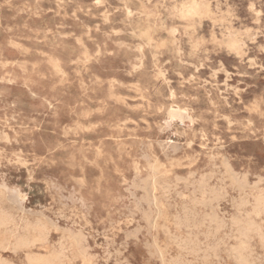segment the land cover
I'll list each match as a JSON object with an SVG mask.
<instances>
[{
  "label": "rangeland",
  "instance_id": "rangeland-1",
  "mask_svg": "<svg viewBox=\"0 0 264 264\" xmlns=\"http://www.w3.org/2000/svg\"><path fill=\"white\" fill-rule=\"evenodd\" d=\"M0 186V264H264V0H0Z\"/></svg>",
  "mask_w": 264,
  "mask_h": 264
},
{
  "label": "bare ground",
  "instance_id": "bare-ground-1",
  "mask_svg": "<svg viewBox=\"0 0 264 264\" xmlns=\"http://www.w3.org/2000/svg\"><path fill=\"white\" fill-rule=\"evenodd\" d=\"M12 1H13V0H12ZM101 3H103V2H101ZM124 3H125V2H124ZM101 5H102V4H101ZM124 6H125V5H124ZM133 6H134V5H133ZM136 6L138 7V6H140V5H136ZM136 6H135V8H136ZM140 7H141V6H140ZM136 9H139V8H136ZM34 10H35V9H34ZM130 10H131V9H130ZM130 10H129V11H130ZM72 11H73V10H72ZM74 11H76V10H74ZM15 13H17V12H15ZM74 13H75V12H74ZM74 13H73V14H74ZM66 14H67V13H66ZM17 15H18V14H17ZM71 17H73V16L71 15ZM74 17H76V16H74ZM123 17H124V16H123ZM68 18H70V17H68ZM76 18H77V17H76ZM122 22H123V21H122ZM26 25H27V24H26ZM65 26H66V25H65ZM64 28H65V27H64ZM65 29H66V28H65ZM68 29H69V28H68ZM70 29H71V28H70ZM87 29H88V28H87ZM87 29H86V30H87ZM7 30H8V28H7ZM61 31H62V30H61ZM247 31H248V29H247ZM4 32H5V31H4ZM66 32H67V31H66ZM89 32H90V31H89ZM119 32H120V31H119ZM248 32H249V31H248ZM90 35H91V34H90ZM66 36H67V35H66ZM134 36H135V35H134ZM47 37H48V36H47ZM132 37H133V36H132ZM136 37H137V36H136ZM53 38H54V37H53ZM56 38H57V37H56ZM85 38H86V37H85ZM138 38H139V37H138ZM164 38H165V37H164ZM76 39H77V38H76ZM78 39H80V38H78ZM94 40H95V39H94ZM95 41H96V40H95ZM82 42H83V41H82ZM147 42H148V41H147ZM115 43H116V42H115ZM148 43H149V42H148ZM116 44H117V43H116ZM122 44H123V43H122ZM22 45H23V44H22ZM99 45H100V44H99ZM106 46H107V45H106ZM115 46H116V45H115ZM117 46H118V45H117ZM144 46H145V45H144ZM20 47H21V46H20ZM120 47H121V46H120ZM123 47H124V46H123ZM16 48H17V47H16ZM21 48H22V47H21ZM99 48H100V47H99ZM127 48H128V47H127ZM120 49H121V48H120ZM125 49H126V48H125ZM129 49H130V48H129ZM126 50H127V49H126ZM156 50H157V49H156ZM20 51H21V50H20ZM24 51H25V50H24ZM132 51H133V50H132ZM154 51H155V50H154ZM262 51H263V50H262ZM141 52H142V51H141ZM96 53H97V52H96ZM98 53H100V51H99ZM99 55H100V54H99ZM99 55H98V56H99ZM176 55H177V54H176ZM95 56H96V54H95ZM155 56H156V55H155ZM155 58H156V57H155ZM86 59H87V58H86ZM152 59H153V58H152ZM132 60H133V59H132ZM57 61H58V60H57ZM79 61H80V60H79ZM219 62H220V61H219ZM49 63H51V62H49ZM52 63H53V62H52ZM129 63H130V62H129ZM35 64H36V63H35ZM49 65H50V64H49ZM52 65H54V64H52ZM128 65H129V64H128ZM193 65H194V64H193ZM199 65H200V64H199ZM56 67H57V66H56ZM154 67H155V66H154ZM206 67H207V66H206ZM223 67H224V66H223ZM58 68H59V67H58ZM133 68H134V67H133ZM192 68H193V67H192ZM234 68H235V67H234ZM138 69H139V68H138ZM156 69H157V68H156ZM178 69H179V68H178ZM210 70H211V69H210ZM56 71H57V70H55V73H56ZM158 71H159V70H158ZM237 71H238V70H237ZM61 72H62V71H61ZM59 73H60V71H59ZM130 74H131V73H129V75H130ZM231 74H232V73H231ZM94 75H95V74H94ZM94 75H93V76H94ZM178 75H179V74H178ZM210 75H211V74H210ZM61 76H62V75H61ZM151 76H152V75H151ZM181 76H182V75H181ZM181 76H180V77H181ZM154 77H155V76H154ZM159 77H160V76H159ZM192 77H193V76H192ZM198 77H199V75H198L196 78H198ZM156 79H157V78H156ZM162 79H163V78H162ZM91 80H92V78H91ZM114 80H115V79H114ZM114 80H113V82H114ZM115 81H116V80H115ZM155 81H156V80H155ZM199 81H200V80H199ZM111 82H112V81H111ZM111 82H110V83H111ZM178 82H179V81H178ZM202 82H203V81H202ZM213 82H214V81H213ZM196 83H197V82H196ZM208 83H209V82H208ZM135 84H136V83H135ZM210 84H211V83H210ZM225 84H226V83H225ZM136 85H137V84H136ZM153 85H154V84H153ZM226 85H227V84H226ZM112 86H113V85H112ZM145 86H146V85H145ZM230 86H231V85H230ZM83 87H84V86H83ZM138 87H139V85H138ZM143 87H144V86H143ZM126 88H127V87H126ZM135 88H136V87H135ZM144 88H145V87H144ZM149 88H150V87H149ZM216 88H217V87H216ZM226 88H227V87H226ZM108 89H109V88H108ZM110 89H111V88H110ZM213 89H214V88H213ZM236 89L238 90V88H236ZM137 90H138V89H137ZM144 90H145V89H144ZM158 90H160V89H158ZM158 90H157V91H158ZM162 90H163V89H162ZM168 90H169V89H168ZM218 90H219V89H218ZM241 90H244V89H241ZM116 91H117V90H116ZM139 91H140V90H139ZM145 91H146V90H145ZM147 91H148V90H147ZM232 91H233V90H232ZM141 92H142V91H141ZM219 92H220V91H219ZM134 93H135V92H134ZM142 93H143V92H142ZM220 93H221V92H220ZM135 94H136V93H135ZM135 94H134V95H135ZM143 94H144V93H143ZM170 94H172V93H170ZM184 94H185V93H184ZM112 95H113V93H112ZM118 95H119V94H118ZM207 95H208V94H207ZM139 96H140V95H139ZM164 96H165V95H164ZM184 96H186V95H184ZM113 97H115V96H113ZM178 97H179V96H178ZM187 97H188V96H187ZM120 98H121V97H120ZM122 98H123V97H122ZM162 98H163V97H162ZM196 98H197V97H196ZM220 98H223V97H220ZM239 98H240V97H239ZM141 99H142V98H141ZM151 101H153V100H151ZM189 101H190V100H189ZM198 101H199V100H198ZM198 101H197V102H198ZM144 102H145V101H144ZM144 102H143V103H144ZM116 103H117V102H116ZM125 103H126V102H125ZM125 103H124V104H125ZM137 103H139V101H138ZM146 103H147V102H146ZM139 104H141V103H139ZM117 105H118V104H117ZM158 105H159V104H158ZM226 105H227V104H226ZM153 106H155V104H153ZM216 106H217V105H216ZM160 108H161V107H160ZM138 109H139V108H138ZM55 110H56V109H55ZM147 110H148V109H147ZM56 111H57V110H56ZM147 112H148V111H147ZM157 112H158V111H157ZM143 113H144V112H143ZM160 113H161V112H160ZM160 113H159V114H160ZM163 113H164V112H163ZM210 113H211V111H210ZM144 114H145V113H144ZM144 114H143V115H144ZM184 114H185V113H184ZM237 114H238V113H237ZM157 115H158V114H157ZM176 115H177V114H176ZM186 115H187V114H186ZM147 116H148V115H147ZM152 116H155V115H152ZM152 116H151V113H150V118H151ZM170 116H171V115H170ZM75 117H76V116H75ZM162 117H163V116H162ZM180 117H181V116H180ZM182 117H183V116H182ZM186 117H187V116H186ZM173 119H174V118H173ZM182 119H183V118H182ZM130 120H131V119H130ZM140 120H141V119H140ZM125 121H126V120H125ZM128 121H129V120H128ZM141 121H142V120H141ZM184 121H185V120H184ZM16 122H17V121H16ZM135 122H137V121H135ZM158 122H159V121H158ZM158 122H157V123H158ZM161 122H162V121H161ZM175 122H176V121H175ZM166 123H167V122H166ZM193 123H194V122H193ZM205 123H206V122H205ZM126 124H127V123H126ZM146 124H148V123L146 122ZM158 124H159V123H158ZM158 124H157V125H158ZM167 124H168V123H167ZM251 124H252V123H251ZM127 125H128V124H127ZM155 125H156V124H155ZM252 125H253V124H252ZM131 126H132V125H131ZM163 126H164V125H163ZM169 126H170V124H169ZM189 126H190V125H189ZM134 127H135V126H134ZM157 127H158V126H157ZM161 127H162V126H161ZM164 127H165V126H164ZM190 127H191V126H190ZM137 128H138V127H137ZM178 128H179V127H178ZM187 128H188V127H187ZM128 129H129V128H128ZM131 129H132V128H131ZM131 129H130V130H131ZM138 129H139V128H138ZM147 129H148V128H147ZM132 130H133V129H132ZM164 130H166V129H164ZM150 131H151V130H150ZM171 131H172V130H171ZM176 131H177V130H176ZM186 131H187V130H186ZM68 132H69V131H68ZM68 132H67V133H68ZM162 132H163V131H162ZM168 132H170V131H168ZM69 133H70V132H69ZM158 133H160V132H158ZM163 133H164V132H163ZM174 133H175V132H174ZM178 133H179V132H178ZM170 134H171V132H170ZM176 134H177V133H176ZM183 134H184V133H183ZM2 135H3V134H2ZM177 135H178V134H177ZM181 135H182V134H181ZM177 137H178V136H177ZM235 140H236V139H235ZM15 141H16V139H15ZM171 141H172V140H171ZM171 141H170V142H171ZM147 142H148V141H147ZM162 142H164V140H163ZM1 143H2V142H1ZM159 143H160V141H159ZM172 143H173V141H172ZM26 144H27V143H26ZM155 144H157V143H155ZM174 144H175V142H174ZM11 145H12V144H11ZM75 145H76V144H75ZM167 145H168V144H167ZM178 145H179V144H178ZM144 146H145V145H144ZM146 146H147V144H146ZM169 146H170V145H169ZM169 146H167V147H169ZM173 146H174V145H172V146H170V147H173ZM175 146H176V145H175ZM181 147H182V146H181ZM181 147H179V148H181ZM140 148H142V145H141ZM145 148H146V147H145ZM159 149H160V148H159ZM163 149H164V148H163ZM167 149H168V148H167ZM173 149H174V148H173ZM177 150H178V149H177ZM140 151H141V150H140ZM165 151H166V150H165ZM175 151H176V150H175ZM216 151H217V150H216ZM160 152H161V151H160ZM169 153H170V152H169ZM18 154H19V153H18ZM27 154H28V152H27ZM163 154H164V153H163ZM34 155H35V154H34ZM97 155H98V153H97ZM166 155H167V154H166ZM36 156H37V155H36ZM98 156H99V155H98ZM98 156H97V157H98ZM146 158H147V157L145 156V159H146ZM164 158H165V157H164ZM16 159H18V158H16ZM111 159H112V158H111ZM169 159H170V158H169ZM21 160H22V159H21ZM167 160H168V159H167ZM225 160H227V159H225ZM147 161H148V160H147ZM228 166H229V165H228ZM224 167H225V166H224ZM206 168H207V167H206ZM213 168H214V167H213ZM226 169H227V168H226ZM220 173H221V172H219V175H221ZM152 175H153V173H152ZM207 175H208V174H207ZM216 175H218V174H216ZM224 175H225V174H223V176H224ZM247 175H248V174H247ZM193 176H194V175H193ZM193 176H192V177H193ZM139 177H140V176H139ZM201 177H202V176H201ZM206 177H207V176H206ZM213 177H215V176H213ZM209 178H210V177H209ZM134 179H135V178H134ZM152 180H153V179H152ZM200 180H201V178H200ZM204 180H205V179H204ZM209 180H210V179H209ZM233 180H234V179H233ZM134 181H135V180H134ZM140 181H141V180H140ZM153 181H154V180H153ZM180 181H183V180H180ZM201 181H202V180H201ZM52 182H53V181H52ZM52 182H51V183H52ZM192 182H193V181H192ZM194 182H195V181H194ZM48 183H49V182H48ZM132 183H133V182H132ZM149 183H150V182H149ZM149 183H148V186H149ZM52 184H53V183H52ZM150 184H151V183H150ZM192 184H193V183H192ZM203 184H205V183H203ZM215 184H216V183H215ZM49 185H50V184H49ZM56 185H57V184H56ZM56 185H55V186H56ZM134 185H135V184H134ZM146 185H147V184H146ZM165 185H166V183H165ZM129 186H130V185H129ZM213 186H214V185H213ZM219 186H220V184H219ZM248 186H249V185H248ZM0 187H1V186H0ZM59 187H60V186H59ZM133 187H134V186H133ZM210 187H211V186H210ZM45 188H46V187H45ZM139 188H140V187H139ZM148 188H149V187H148ZM148 188H147V189H148ZM202 188H203V186H202ZM61 189H62V188H61ZM61 189H60V190H61ZM127 189H128V188H127ZM127 189H126V190H127ZM137 189H138V188H137ZM185 189H186V188H185ZM200 189H201V188H200ZM203 189H204V188H203ZM203 189H202V190H203ZM213 189H214V188H213ZM218 189H219V188H218ZM229 189H230V188H229ZM57 190H58V189H57ZM128 190H129V189H128ZM140 190H141V188H140ZM148 190H149V189H148ZM233 190H234V189H233ZM58 191H59V190H58ZM58 191H57V192H58ZM131 191H132V190H131ZM142 191H143V190H142ZM214 191H216V190H214ZM234 191H235V190H234ZM6 192H7V190H6ZM147 193H148V192H147ZM192 193H193V192H192ZM198 193H199V192H198ZM219 193H220V191H219ZM199 194H200V193H199ZM203 194H204V193H203ZM206 194H207V193H206ZM206 194H204V195H206ZM132 195H133V194H132ZM132 195H131V196H132ZM189 195H190V194H189ZM204 195H203V196H204ZM260 195H261V194H260ZM62 196H63V195H62ZM62 196H61V197H62ZM184 196H185V195H184ZM208 196H209V195H208ZM14 197H15V196H14ZM14 197H13V198H14ZM53 197H54V196H53ZM56 197H57V196H56ZM143 197H144V196H143ZM204 197H205V196H204ZM258 197H259V195H258ZM71 198H72V197H71ZM119 198H120V197H119ZM149 198H150V196H149ZM149 198H147V199H149ZM207 198H208V197H207ZM218 198H220V197H218ZM131 199H132V198H131ZM139 199H140V198H139ZM141 199H142V198H141ZM147 199H146V200H147ZM259 199H261V198L259 197ZM61 200H62V199H61ZM61 200H60V201H61ZM70 200H71V199H70ZM72 200H73V199H72ZM122 200H123V198H122ZM136 200H137V199H136ZM18 201H19V200H18ZM54 201H55V200H54ZM54 201H53V202H54ZM147 201H148V200H147ZM147 201H146V202H147ZM221 201H222V200H221ZM235 201H236V200H235ZM252 201H253V200H252ZM16 202H17V201H16ZM67 202H68V201H67ZM72 202H73V201H72ZM72 202H71V203H72ZM119 202H120V201H119ZM205 202H207V201L205 200ZM223 202H224V200H223ZM12 203H13V202H12ZM58 203H60V202H58ZM65 203H66V202H65ZM142 203H143V202H142ZM210 203H211V202H210ZM218 203H219V202H218ZM19 204H20V203H19ZM211 204H212V203H211ZM229 204H230V203H229ZM238 204H239V203H238ZM63 205H64V204H63ZM70 205H71V204H70ZM149 205L151 206V204H149ZM154 205H155V203H154ZM5 206H6V205H5ZM67 206H68V205H67ZM67 206H66V207H67ZM135 206H137V205H135ZM150 206H149V207H150ZM210 206H211V205H210ZM257 206H258V205H257ZM125 207H126V205H125ZM130 207H131V206H130ZM154 207H155V206H154ZM164 207H165V206H164ZM71 208H72V206H71ZM233 208H235V207H233ZM72 209H73V208H72ZM188 209H189V208H188ZM190 209H191V208H190ZM190 209H189V211H190ZM1 210H2V209H1ZM21 210H22V209H21ZM140 210H141V209H140ZM150 210H151V209H150ZM155 210H156V208H155ZM218 210H219V209H218ZM233 210H234V209H233ZM3 211H4V210H3ZM67 211H68V210H67ZM69 211H70V210H69ZM72 211H73V210H72ZM72 211H71V212H72ZM74 211H75V210H74ZM136 211H137V210H136ZM244 211H245V210H244ZM6 212H7V210H6ZM19 212H20V211H19ZM24 212H25V211H24ZM141 212H142V211H141ZM259 212H260V211H259ZM10 213H11V212H10ZM22 213H23V212H22ZM73 213H74V212H73ZM205 213H207V212H205ZM247 213H249V212H247ZM263 213H264V212H263ZM69 214H70V213H69ZM82 214H83V213H82ZM156 214H157V212H156ZM158 214H159V213H158ZM195 214L197 215V213H195ZM220 214H221V213H220ZM26 215H27V213H26ZM70 215H71V214H70ZM139 215H140V214H139ZM207 215H208V214H207ZM13 216H14V215H13ZM15 216H16V215H15ZM30 216H31V215H30ZM33 216H34V215H33ZM75 216H76V215H75ZM84 216H85V215H84ZM150 216H151V215H150ZM179 216H180V215H179ZM190 216H191V215H190ZM210 216H211V215H209V217H210ZM37 217H38V216H37ZM76 217H78V216H76ZM76 217H75V219H76ZM146 217H148V215H146ZM197 217H198V216H197ZM47 219H48V218H47ZM150 219H151V218H150ZM200 219H201V218H200ZM225 219H226V218H225ZM237 219H238V218H237ZM48 220H49V219H48ZM152 220H154V219H152ZM183 220H184V219H183ZM194 220H195V219H194ZM12 221H13V220H12ZM49 221H50V220H49ZM149 221H150V220H149ZM226 221H227V220H226ZM253 221H254V220H253ZM15 222H16V221H15ZM15 222H14V223H15ZM33 222H34V221H33ZM50 222H51V221H50ZM182 222H183V221H182ZM206 222H207V221H206ZM250 222H252V219L250 220ZM261 222H263V221H261ZM52 223H53V222H52ZM75 223H76V222H75ZM199 223H200V222H199ZM254 223L256 224L255 221H254ZM16 224H17V223H16ZM76 224H77V223H76ZM184 224H185V223H184ZM200 224H201V223H200ZM212 224H214V223H211V225H212ZM219 224H220V223H219ZM262 224H263V223H262ZM13 225H14V224H13ZM30 225H31V224H30ZM34 225H36V224H34ZM47 225H48V224H47ZM49 225H50V223H49ZM56 225H57V224H56ZM87 225H88V224H86V225H84V226H87ZM150 225H151V224H149L148 229H149ZM153 225H154V224H153ZM40 226H41V225H40ZM42 226H43V225H42ZM151 226H152V225H151ZM186 226H187V225H186ZM34 227L36 228V226H34ZM142 227H143V226H142ZM155 227H156V226H155ZM165 227H166V226H165ZM188 227H189V226H188ZM240 227H243V226H240ZM43 228H45V227H43ZM50 228H51V227H50ZM53 228H54V227H53ZM55 228H56V227H55ZM160 228H162V227H160ZM183 228H184V227H182V229H183ZM210 228H211V227H210ZM212 228H214V227H212ZM19 229H20V228H19ZM73 229H74V228H73ZM182 229L179 228V230H182ZM215 229H216V228H215ZM22 230H23V229H22ZM26 230H28V229H26ZM26 230H25V231H26ZM79 230H80V229H79ZM79 230H76V231L79 232ZM244 230H245V229H244ZM244 230H243V231H244ZM58 231H60V230L58 229ZM64 231H65V229H64ZM80 231H81V230H80ZM148 231H151V229L148 230ZM152 231H153V230H152ZM229 231H230V230H229ZM17 232H18V231H17ZM69 232H70V230H69ZM261 232H262V231H261ZM263 232H264V231H263ZM27 233H28V232H27ZM47 233H48V232H47ZM64 233H66V231H65ZM71 233H72V232H71ZM148 233H149V232H148ZM163 233H164V232H163ZM186 233H187V231H186ZM193 233H194V232H193ZM228 233H229V232H228ZM250 233H251V231H250ZM81 234H82V233H81ZM85 234H86V233H85ZM166 234H167V233H166ZM202 234H204V233H202ZM207 234H208V233H206V235H207ZM231 234H232V233H231ZM47 235H49V234H47ZM47 235H46V236H47ZM72 235H75V234L73 233ZM78 235H79V234H78ZM194 235H195V234H194ZM252 235H253V234H252ZM257 235H258V233H257ZM70 236H71V234H70ZM83 236H84V235H83ZM127 236H128V235H127ZM131 236H132V235H131ZM131 236H129L130 239H132ZM164 236H165V235H164ZM186 236H187V235H186ZM26 237H27V236H26ZM61 237H62V236H61ZM73 237H74V236H73ZM75 237H76V236H75ZM137 237H138V236H137ZM216 237H217V236H216ZM263 237H264V236H263ZM11 238H12V237H11ZM90 238H91V237H90ZM133 238H135V237L133 236ZM168 238H169V237H168ZM191 238H192V237H191ZM230 238H231V237H230ZM234 238H235V237H234ZM18 239H19V238H18ZM47 239H48V238H47ZM77 239H78V238H77ZM86 239H87V238H86ZM154 239H155V238H154ZM243 239H244V238H243ZM14 240H15V238H14ZM25 240H26V239H25ZM172 240H174V239L172 238ZM233 240H234V239H233ZM17 241H18V240H17ZM26 241H27V240H26ZM74 241H75V240H74ZM84 241H85V240H84ZM137 241H139V240H137ZM243 241H244V240H243ZM245 241H246V240H245ZM27 242H28V241H27ZM58 242H59V241H58ZM81 242H82V240H81ZM230 242H231V241H230ZM46 243H47V242H46ZM61 243H62V242H61ZM78 243H79V242H78ZM85 243H86V242H84V245H85ZM170 243H171V242H170ZM175 243H176V242H175ZM152 244H155V243H152ZM262 244H263V243H262ZM7 245H8V244H7ZM41 245H42V244H41ZM82 245H83V244H82ZM88 245H89V244H88ZM146 245H147V243H146ZM201 245H202V244H201ZM255 245H256V244H255ZM51 246H52V245H51ZM77 246H78V245H77ZM206 246H207V245H206ZM213 246H214V245H213ZM231 246H232V245H231ZM7 247H8V246H7ZM34 247H35V246H34ZM41 247H42V246H41ZM71 247H72V245H71ZM83 247H84V246H83ZM87 247H88V246H87ZM148 247H149V246H148ZM155 247H156V246H155ZM188 247H189V246H188ZM199 247H200V246H199ZM202 247H203V246H202ZM232 247H233V246H232ZM8 248H9V247H8ZM8 248H7V249H8ZM146 248H147V247H146ZM241 248H242V247H241ZM244 248H245V246H244ZM248 248H249V247H248ZM17 249H18V248H17ZM33 249H34V248H33ZM80 249H81V248H80ZM152 249H153V248H152ZM250 249H251V248H250ZM261 249H263V248H261ZM87 250H89V249L87 248ZM6 251H7V250H6ZM6 251H5V252H6ZM82 251H83V249H82ZM84 251H85V248H84ZM89 251H90V250H89ZM149 251H150V250H149ZM157 251H158V250H157ZM194 251H195V250H194ZM54 252H55V251H54ZM60 252H61V251H60ZM60 252H59V253H60ZM61 253H62V252H61ZM71 253H72V252H71ZM71 253H70V254H71ZM195 253H196V252H195ZM201 253H202V252H201ZM16 254H17V253H16ZM107 254H108V253H107ZM149 254H150V253H149ZM154 254H155V253H154ZM162 254H163V253H162ZM162 254L160 253V254H158V255L160 256V255H162ZM180 254L182 255V252H180ZM191 254H193V253H191ZM199 254H200V253H199ZM204 254H205V253H204ZM256 254H257V253H256ZM14 255H15V254H14ZM34 255H35V254H34ZM57 255H58V254H57ZM80 255H81V254H80ZM83 255H84V254H83ZM147 255H148V254H147ZM158 255H157V256H158ZM168 255H169V254H168ZM168 255H167V256H168ZM184 255H186V254H184ZM225 255H226V254H225ZM259 255H260V254H259ZM42 256H43V255H42ZM44 256H45V255H44ZM48 256H49V254H48ZM155 256H156V255H155ZM186 256H188V255H186ZM201 256H202V255H201ZM38 257H39V256H38ZM49 257H50V256H49ZM151 257H152V256H151ZM179 257H180V256H179ZM179 257H178V258H179ZM188 257H189V256H188ZM213 257H214V256H213ZM213 257H212V258H213ZM219 257H220V256H219ZM227 257H229V256H227ZM263 257H264V256H263ZM73 258H74V257H73ZM185 258H186V257H185ZM185 258H184V259H185ZM192 258H193V257H192ZM202 258H203V257H202ZM220 258H221V257H220ZM261 258H262V257H261ZM36 259H38V258H36ZM39 259H40V258H39ZM39 259H38V260H39ZM150 259H151V258H150ZM152 259H153V258H152ZM152 259H151V261H152ZM173 259H174V257H173ZM254 259H255V258H254ZM259 259H260V258H259ZM25 260H26V259H25ZM38 260H37V261H38ZM66 260H67V259H66ZM194 260H195V259H194ZM231 260H232V259H231ZM46 261H47V260H46ZM58 261H59V260H58ZM184 261H185V260H184ZM221 261H222V260H221ZM255 261H256V260H255ZM48 262H49V261H48ZM53 262H54V261H53ZM162 262H163V260H162ZM174 262H175V261H174ZM185 262H186V261H185ZM189 262H190V261H189ZM195 262H196V261H195ZM211 262H212V260H211ZM215 262H216V261H215ZM233 262H234V261H233ZM233 262H232V263H233ZM242 262H243V261H242ZM39 263L41 264V261H39ZM46 263H47V262H46ZM197 263H198V262H197ZM223 263H224V260H223ZM253 263H254V262H253ZM27 264H28V262H27ZM118 264H119V263H118ZM164 264H165V263H164ZM171 264H172V262H171ZM190 264H191V263H190ZM192 264H193V263H192ZM209 264H210V263H209ZM215 264H216V263H215Z\"/></svg>",
  "mask_w": 264,
  "mask_h": 264
}]
</instances>
